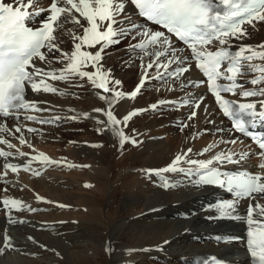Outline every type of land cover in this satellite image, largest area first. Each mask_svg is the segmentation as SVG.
Returning a JSON list of instances; mask_svg holds the SVG:
<instances>
[{"label": "bare ground", "instance_id": "1", "mask_svg": "<svg viewBox=\"0 0 264 264\" xmlns=\"http://www.w3.org/2000/svg\"><path fill=\"white\" fill-rule=\"evenodd\" d=\"M50 1L38 0L36 8L46 9ZM125 3V13L117 17L118 20H123V27L136 24L140 30L150 27L163 31L157 25L137 18L127 0ZM46 12L48 11L43 12L32 23L41 24ZM72 15L78 16L81 23L88 26L79 14L73 12ZM254 24L253 27L247 22L244 23L241 28L247 29V34L241 39L226 37L228 45L235 48L252 45L256 51H264L256 47L264 44V22L254 21ZM65 28L73 29L77 35L83 33V29L74 23L67 24ZM165 34L169 35L166 32ZM143 39L145 37H141ZM171 39L178 54L187 59L179 64H170L169 71L180 66L188 71L179 80L175 77L164 79L169 83L170 91L161 87L164 80L156 78L155 67L149 70L148 77L144 75V65L157 59L161 64L167 63L171 59L167 53L157 58L141 51L142 61L139 63L142 68L138 71L132 62L121 64L120 53L107 48L99 63L103 70L110 73L108 87L115 91L120 87L119 92L124 93L123 96L117 98L112 92L105 93L103 89L96 88L87 77L68 75L63 81H53L46 77L47 83L55 87L56 92L33 93L26 86L27 101L37 102V109L46 111L23 110L17 113L19 119H5L0 115V151L11 153L0 157V198L5 197L8 200V204L4 205L0 199V264H187V260L200 251L216 252L242 263L247 262L246 250L241 240L229 242L217 237L244 232L249 204L264 205V197L235 198L226 194V190L209 185L184 184L165 189L161 186L164 182L161 176L170 182L186 180L187 177L181 173L163 172L161 176H156L154 172L149 174L146 171L162 169L173 162L177 155L183 157L178 167L195 169L199 165H190L188 160H197L199 156H204L199 160L206 161L224 153L232 155L235 162L221 166H231L233 170L243 167L251 174H259L264 180V168L260 167L262 162L264 165L262 152L249 140L232 131L228 121L219 113L211 95L207 93L205 84L200 83L202 76L195 67L191 50L173 36ZM61 40H64V44ZM76 42L78 41H74L65 32L58 41V51L49 53L47 49L41 50L47 60L51 61V68L57 70V75L68 61L65 60L62 64L54 56L70 55L75 50ZM82 49L95 52L99 50V46H84ZM149 49L156 50L151 45ZM124 53L132 56L137 54L132 48L126 49ZM251 63L264 64V61L255 58ZM35 66L50 70L45 61L35 60ZM83 70L92 72L95 68L86 65ZM160 72L162 74L164 69L161 68ZM257 74L260 72L249 73L247 76L254 77ZM115 79L120 80L121 84L114 85L111 81ZM139 80L144 83L141 91L133 98L129 91ZM189 81L192 83L189 84ZM262 82L254 86H259ZM154 85L157 86L156 91L150 94L145 92ZM141 92L151 97L147 100L148 106L161 100L165 103L150 110L143 103L145 99L140 98ZM200 98L199 107H196ZM109 100L112 102L111 109ZM185 100L193 106L179 104ZM96 109L104 111L97 112ZM107 110H112L113 115L121 120V124L115 128L135 139V145L129 140L121 147L119 137L108 130L98 134L97 129L104 127L98 121L107 120ZM135 110L140 111L125 124L123 117ZM156 111L167 113L165 117H159L160 112ZM192 111H196V116L189 119ZM27 116H35L37 119L27 120ZM56 117L60 119L56 120ZM41 119L53 122H38ZM84 120L88 125L83 130L90 137L72 141L70 145L73 148L70 150L64 147L69 143L64 144L59 140L56 143L60 147L57 154L44 150L51 148L47 145L50 138H65L68 134L62 130L74 131ZM185 122L187 127L182 128ZM28 126H34L36 131H28ZM16 127H20L21 131H15ZM83 130L76 131L75 134H81ZM189 148L192 149L191 152L187 151ZM205 148L209 150L204 151ZM84 156L88 158L83 159ZM43 157H47L48 161L45 162ZM67 164H81L93 187L84 185L77 178L79 176L73 174L71 177L56 176L48 184L42 183L43 173L45 176L56 170L58 173V170H68ZM5 165L10 167L6 168ZM213 165L220 164L214 160ZM12 167H15L14 171ZM39 171L40 174H37ZM39 186L41 190L37 191ZM1 187L6 188L7 192L2 193ZM118 189L120 196L117 205L115 194ZM222 199H238L237 214L242 220L208 218L218 216L214 209L209 210V206ZM13 200L19 203L13 205ZM255 211L258 209L254 208ZM6 238L10 245L5 243ZM168 241L170 242L165 244ZM131 252L138 253L141 260L134 263L129 261L127 256Z\"/></svg>", "mask_w": 264, "mask_h": 264}, {"label": "snow or ice", "instance_id": "2", "mask_svg": "<svg viewBox=\"0 0 264 264\" xmlns=\"http://www.w3.org/2000/svg\"><path fill=\"white\" fill-rule=\"evenodd\" d=\"M37 3L38 0H0V115L5 119H19L17 113L27 109H37V102L27 101L25 98L26 86L30 87L33 93L57 91L55 87L47 83L46 77H50L53 81L66 80L68 75L87 77L96 88L103 89L105 93L112 92L117 98L123 96L124 93L108 87L110 73L108 70H103V66L99 62L102 59V53L109 46L120 43L126 33L131 34L133 31L136 32V37H145V39L134 45H128V48H132L133 51L139 49L147 55L157 58L163 57L165 53L171 57L164 64H161L160 60L157 59L144 65L145 77L149 76V70L154 67L157 72L156 78L160 80L168 77H175L179 80L188 71L183 66L169 71L170 64H179L187 57L178 54L171 36L166 35L164 31L154 30L150 27L140 30L136 24L123 27V20H118L117 17L126 11L125 0H52L48 9L36 8ZM127 3L134 6L141 17L155 25L162 26L168 34L174 35L180 42L187 45L191 50V56L196 60L195 67L207 77L208 88L215 94V99L222 109L223 115L232 120L235 131L253 138L254 133L248 130L245 121L237 117L240 114H246L250 117L248 123L255 128L257 119L264 122V99L259 100V109L256 102H238V109L233 111L234 101L225 99L221 95V91L233 95L239 94L243 98L264 97V87L249 90L245 89L243 84L236 82L238 75L244 77L256 71H259L261 75L245 80L244 83L257 85L264 81V64L251 63L255 58L264 61V51H256L252 45H241L234 53L230 50V47L233 46L217 51H209L205 46L211 45L214 40L218 41L220 45H228L229 41L226 39L228 36L241 39L247 34V29L241 28L245 21L253 27L255 26L254 21L264 22V14H261L264 12V0H219V4L227 9L223 12L218 9L216 0H127ZM45 11H49L50 15L41 21L40 27L34 29L28 26ZM73 12L79 14V17H83L88 26L85 27L78 16L72 15ZM69 23L81 27L83 29L82 35H77L73 29H66L65 26ZM65 32L78 42L74 44L75 50L70 55L65 54L56 58L62 64L65 60L68 61L65 67L59 70L60 74L57 75V70L51 68V61L47 60L45 53L41 50L47 49L49 53L58 51L60 47L58 41ZM149 45L156 50L151 51ZM84 46L89 48L99 46V50L95 52L82 51ZM256 47L264 49V44ZM245 52L250 54L245 55ZM35 60L45 61L50 70L46 71L35 66ZM241 61L247 63L241 64ZM221 62H227L226 72L221 71ZM86 65L93 66L95 71H84L83 68ZM29 68L32 70L29 71ZM161 68L164 69L162 74ZM242 69L245 70L242 71ZM221 77L229 83L218 84L217 79ZM111 82L114 85L121 84L118 79ZM143 83L142 80L141 85ZM191 83L189 81V84ZM238 89L239 92H237ZM140 91L141 87L138 86L130 95L134 98ZM164 103L165 101L161 100L152 104L150 108L156 109ZM183 103L188 107L193 106L188 100ZM111 104L112 102L109 100V109H111ZM196 107L199 105L197 104ZM37 110L46 111V109ZM96 111L104 110L96 109ZM139 111L129 112L123 117V122L127 124ZM106 116L107 120L98 121L104 126L97 129L98 134L105 130L113 132L119 137L121 147L129 140L133 145L137 143L135 139L126 136L122 130L118 131L115 128L121 124V120L113 115L112 110H107ZM195 116L196 111H192L188 118L192 119ZM25 118L27 120L37 119L35 116ZM59 119L60 117H56V120ZM72 119H76V117H72ZM40 122L52 123L53 121L41 119ZM15 131L20 132V127H16ZM28 131L34 132L36 129L30 128ZM21 142L23 143V139ZM259 147L264 149V142H261ZM208 150V148L204 149V151ZM187 151L191 152L192 149L189 148ZM7 155H11V153L0 151V157ZM261 155H264V152ZM43 159L45 162L48 161L47 157H43ZM182 159L181 155H177L168 166L159 170L149 169L146 171L149 174L154 172L156 176H161L163 172L181 173L187 177L186 180L170 182L161 176L164 181L161 186L165 189L176 188L184 184L192 186L209 185L219 186L230 195H234L235 198L264 197V180L260 175H251L244 171H222L220 167L211 166L214 160L220 165L234 163L232 155L220 153L215 155L213 159L206 161L188 160L187 163L190 165H199L195 169L178 167L177 165ZM5 167H10V165H5ZM260 167L264 168V165H260ZM14 169L15 167H12L13 171ZM193 177L198 178L193 179ZM2 203L7 205L8 200L5 199ZM18 203L17 200L12 201L13 205ZM254 208L258 211L254 212ZM213 209L218 216H209V219L242 220V217L237 214L239 212L238 199H222L209 206L210 211ZM32 211H37V209H32ZM246 217V250L253 258L254 264L256 260L259 264H264V205L249 204ZM217 239L228 241L232 238L218 236ZM169 242H165V244ZM5 243L10 245L7 238ZM144 251H148V249H144ZM212 261L213 264H226V262H221L219 258L215 257L212 258Z\"/></svg>", "mask_w": 264, "mask_h": 264}, {"label": "rangeland", "instance_id": "3", "mask_svg": "<svg viewBox=\"0 0 264 264\" xmlns=\"http://www.w3.org/2000/svg\"><path fill=\"white\" fill-rule=\"evenodd\" d=\"M264 14V13H263ZM248 29H249V27H248ZM254 29V28H253ZM130 36V37H129ZM140 40H141V37H136V33H131V34H128V33H126V35H125V37L124 38H122L121 39V42L120 43H118V44H115V45H112V46H109L108 48L110 49V51H117V52H119L120 53V55H119V61H120V63L121 64H130V62H132V64L133 65H136V69L139 71L141 68H142V64L141 63H139L140 61H142V59H141V57H142V53H141V50H139V49H137V50H135L136 52H137V54L135 55V56H132L131 54H125L124 53V51L126 50V49H128V45H134L135 43H138V42H140ZM61 43H63L64 44V40H61ZM121 52H123V53H121ZM54 58L56 59L57 58V56H54ZM141 59V60H140ZM128 61V62H127ZM134 62V63H133ZM138 62V63H137ZM139 66V67H138ZM140 68V69H139ZM163 82V84H162V86L161 87H163L166 91H170L171 90V88L169 87L170 85H169V83L167 82V80H164V81H162ZM167 83V84H166ZM164 86H166V87H164ZM92 87H94V86H92ZM168 87V88H167ZM152 89V90H151ZM119 89H117V91H118ZM121 90V89H120ZM119 90V91H120ZM157 90V86L156 85H154L152 88H149V89H147L145 92H147L148 94H150L152 91H156ZM145 92H141L140 93V98L141 99H145V101L143 102L146 106H148V102H147V100L149 101L150 99H151V97H149V96H146L147 94L145 93ZM161 98H163V95L161 96ZM151 106V105H150ZM150 106H148V108H150ZM150 110H152L151 108H150ZM166 110H170V109H166ZM157 113H159L158 114V116L159 117H165V115H166V111H156ZM83 124V125H82ZM86 125H88L87 124V122H86V120H84V121H82L81 122V124H79V126L77 127V128H75L74 129V131H71V132H68V129H64V130H62V132L63 133H67L68 135H66L65 136V138H50V140H49V142H47V145H50L51 146V148H46V149H44L45 151H48V152H50L51 154H53L54 152V154H57V152H59L58 151V149L60 148L59 146H58V144H56V143H58V141L59 140H61L64 144L65 143H69V144H66V145H64V147L66 146V149H68V150H70L71 148H73V146L72 145H70L71 144V142L72 141H76V140H78L79 138H86V137H90V135L88 134V132L87 131H85V130H83V129H85V128H87V126ZM184 125H186V122L182 125V128H184ZM81 128V129H80ZM80 130H83L82 131V133L81 134H75V132L76 131H80ZM181 130V129H180ZM220 132H222V130H219ZM207 133H210L209 131L207 132ZM84 134H85V137H84ZM73 135V136H72ZM98 139H100L98 136H96ZM69 139V141H68V139ZM66 139H67V141H66ZM48 143H50V144H48ZM55 144H56V146H55ZM54 145V146H53ZM58 146V147H57ZM56 147V148H55ZM247 148H248V146H246ZM54 148H55V151H54ZM256 154H258V155H260L259 153H256ZM201 157V158H200ZM88 157H86V156H84L83 157V159H87ZM202 158H204V156L202 157V156H199L198 157V159L197 160H199V159H202ZM264 155H263V157H262V161H264ZM252 161L250 160L249 161V163H251ZM73 165V164H72ZM72 165H70V164H67V166L69 167V169L68 170H58L59 171V173L57 172V170L56 171H54V173L52 172V173H50V174H48V175H45L44 176V173L42 174V178H41V181H42V183H44V184H48V182H50V180H54L55 178H56V176H61V177H69V175H70V177L72 176V174L73 175H75V176H79V177H77L78 179H79V181L80 182H82L84 185H86V186H88V187H91L92 185H91V183L89 182L90 181V179L89 178H87V175L86 174H84V172H85V169H84V167L83 166H81V164H78V165H76V166H72ZM260 165H263V162H262V164H260ZM101 168L103 167V165H101L100 166ZM76 168H78V170L76 169ZM79 169H81V170H79ZM62 172H65L66 174H63ZM68 172V173H67ZM83 173V174H82ZM81 176V177H80ZM37 178H40V177H37ZM50 178V179H49ZM85 178H86V180H85ZM44 180V181H43ZM47 182V183H46ZM91 185V186H90ZM93 187V186H92ZM39 188H40V186L39 187H37V191H40L39 190ZM7 192V190H6V188H4V187H1V192L3 193V192ZM44 193V195H48L47 193H45V192H43ZM120 196V190L118 189L117 190V192H116V194H115V200H116V203H117V205H118V197ZM116 203L114 204L115 206H116ZM81 207H83V206H81ZM50 212L52 211V210H49ZM33 214V213H32ZM35 214V213H34ZM6 215H7V213H6ZM54 215V214H53ZM55 215H57L56 214V212H55ZM102 215L104 216L105 215V211H103L102 212ZM97 242V241H96ZM13 254V253H12ZM15 254V253H14ZM16 255V254H15ZM28 255V254H27ZM129 255H130V257H129ZM128 256H127V259L130 261L131 260V262H137V261H139V260H141V256H139V254L138 253H134V252H131L130 254H129ZM161 264H163V263H161Z\"/></svg>", "mask_w": 264, "mask_h": 264}]
</instances>
